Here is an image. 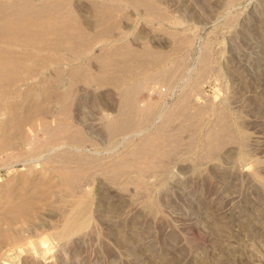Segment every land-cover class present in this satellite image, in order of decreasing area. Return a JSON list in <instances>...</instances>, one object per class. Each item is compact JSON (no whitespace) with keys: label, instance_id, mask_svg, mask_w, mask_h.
Instances as JSON below:
<instances>
[{"label":"rangeland","instance_id":"374dc122","mask_svg":"<svg viewBox=\"0 0 264 264\" xmlns=\"http://www.w3.org/2000/svg\"><path fill=\"white\" fill-rule=\"evenodd\" d=\"M31 1H62L76 19V39L88 46L73 63L65 60L69 51L22 49L34 55L32 73L52 78L59 68L55 86L73 88L71 119L86 138L79 152L67 150L79 153L86 172L72 194L41 186L30 213L0 239V264H264V0ZM119 48L145 51L140 64L107 74L124 87L87 84L91 76L82 72L71 81L73 67L96 75L97 56ZM46 53L57 62L40 65ZM136 81L141 89L126 97L123 89ZM21 93L9 99L23 100ZM26 102L48 118L58 109L54 97ZM115 117L130 125L112 135L105 124ZM217 126L223 138L210 153L204 144ZM160 131L183 142L167 147L171 156L157 167L106 172ZM20 151L0 153V215L8 202L3 188L53 165L44 154ZM76 210L82 228L59 235Z\"/></svg>","mask_w":264,"mask_h":264},{"label":"bare ground","instance_id":"6f19581e","mask_svg":"<svg viewBox=\"0 0 264 264\" xmlns=\"http://www.w3.org/2000/svg\"><path fill=\"white\" fill-rule=\"evenodd\" d=\"M36 4L35 1L31 0L0 1V118L3 116L7 117L5 122L0 123V153H4L3 151L7 150V153L4 154H8L9 150L13 151L11 147H15L14 150L16 149L17 152L22 150L20 151L21 155L19 153V157L25 155L27 158L33 157L34 159L44 154L48 156V159H46L48 163H52L53 165L51 167L48 166L49 170L47 169V171L44 170L45 167L43 169L40 168L42 170H33L32 176L28 175L30 176H27L28 179H24L23 177V180H20L18 186H15L17 184L14 185L16 190H13L11 186L3 188L2 192L7 196L8 202L7 205L4 206L6 207L4 208L5 210L0 215V224H5L7 230L2 229L0 226V239L10 236V230L16 223L17 218L26 216L30 213L35 202L34 196L36 193H39L41 186H44V189H48V191L54 188L55 190L57 189L58 192L63 191L72 194L80 184L81 178L86 172V167L80 162L79 153V156H75L71 155V152H69L70 150L77 152L79 149L77 147L83 144L85 145V143H83V138H86V136L83 137L81 135L79 128L73 124L75 121L72 122L71 119L70 101H72V96L74 95L73 88H68L66 92H61L57 86L58 83L55 86L56 83L54 84L53 80L57 78L54 82L60 81L59 79L62 74V70L60 71L59 68L55 72L56 78L54 76V78L44 77L45 74H43L44 78H40L38 71L32 73L30 69H33V67L37 65V63L31 59L34 55L31 53H24L22 49H31L35 52L69 51L71 57L65 60L66 62L73 63V61L76 62L87 54L82 51L84 49L87 50L88 46L83 40L76 39V19L71 11L64 6L62 1L43 3L40 5ZM144 56L145 51H134L132 49L129 52L121 48L114 51L103 50L96 58L99 70L96 75L91 74V72L86 69V65H82L79 68L73 67L72 69L70 68V73L72 75L71 81H75L77 74L82 72L87 76H91V78L87 77L85 79L87 84L94 83L99 86L115 85L118 88L124 87L122 86L125 85L123 79L106 77L108 76L107 74L112 73L114 70H121L126 63H132L134 65L140 64L142 59H145ZM42 57L49 59L47 63H41L40 65L42 66L47 65L48 67L50 63L57 62L56 59L52 58L47 53L43 54ZM42 71L40 73H42ZM32 83H34V86H31ZM24 85H26L25 88H27L23 95L21 90ZM141 86L140 82L136 81L135 85L132 87L127 86V89L125 88L123 91H125L126 97H129L133 93H137L141 89ZM62 88L61 86V89ZM19 93L23 95V100L17 101L14 100L15 98L9 99V96H15ZM30 96L33 98L37 96L56 98L58 104V109L56 108L57 111L54 110L55 113L51 112V117L49 118L43 116L37 105L33 106L26 102ZM106 122L105 131L112 135L125 131V129L127 130L128 127L126 125H130L125 118L120 117L118 119L115 117V120ZM217 127L220 128V126ZM221 128L219 130H214L213 134L206 140V144H204L205 150L207 149L210 153L220 144L219 141L222 140L221 137L223 138L222 134L224 133V129L221 134ZM161 131L160 133L162 136L159 134V137H153L152 135L145 137L146 148H131L132 150L127 159L125 158L122 161L116 162L111 167L105 169L106 172H110V174H120L121 172L131 170L142 172L146 169L152 170L153 166L157 167L155 166L158 164L157 161L159 159L162 161V158H166L165 156L170 151L169 149L179 144V139L181 138L180 141H182L183 138L180 137V134L177 132L167 131L168 133H165V131ZM39 134H42L43 138L45 137L44 141L39 138L41 136H38ZM131 135L132 134H130V136ZM134 135L136 134L134 133ZM139 135L140 133H138V136ZM20 143L25 145L20 146ZM18 146L21 147L19 148L20 150H17ZM167 147H169V149H167ZM174 148L176 149V146ZM174 148H172L171 151ZM16 151L13 152L16 154ZM204 152L203 154L205 155L207 151ZM11 153L12 152H9V154ZM15 154H11L10 156H14ZM168 156L171 155H167V157ZM207 156H209L208 153L205 157ZM27 158H22V160H27ZM100 160L99 158V161ZM30 168L32 167L30 166ZM155 169L156 168H154V170ZM29 171L28 174H31ZM114 176L116 175H113V177ZM54 177L58 180L54 181ZM17 180L18 179H16V181ZM74 196L76 197V195ZM39 201L47 202V198ZM76 201L78 200L73 202L76 203ZM75 205L77 206V204ZM81 215L79 210L69 214L64 220L65 224L59 235L63 236L78 232L84 225V222L81 221Z\"/></svg>","mask_w":264,"mask_h":264}]
</instances>
